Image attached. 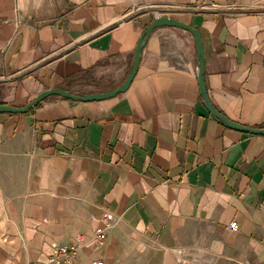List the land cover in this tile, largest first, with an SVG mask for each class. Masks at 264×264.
Here are the masks:
<instances>
[{"label": "crops", "instance_id": "1", "mask_svg": "<svg viewBox=\"0 0 264 264\" xmlns=\"http://www.w3.org/2000/svg\"><path fill=\"white\" fill-rule=\"evenodd\" d=\"M155 15L198 29L215 109L264 128V0H0V103L116 87ZM196 69L190 33L162 25L122 92L0 112V205L21 209L9 264L76 242L70 264H264V134L210 115Z\"/></svg>", "mask_w": 264, "mask_h": 264}, {"label": "water", "instance_id": "2", "mask_svg": "<svg viewBox=\"0 0 264 264\" xmlns=\"http://www.w3.org/2000/svg\"><path fill=\"white\" fill-rule=\"evenodd\" d=\"M162 25L178 27L190 33L195 47V58H196V68H197L196 79H197L198 91L202 103L205 109L208 111V113L226 127L237 129L244 132L254 133V134H264V128L248 127L236 121H232L215 109V107L209 101L203 81V52H202L201 37L198 29L189 25L188 23H185L176 18L169 17L166 15L154 16L153 19L141 30L134 46L130 69L127 75L125 76V78L122 80V82L116 87L102 92H91V93H77L59 87H51L39 91L32 99L19 106L0 103V112L24 113L29 108L34 107L44 97L49 95H57L63 98H68L73 100L90 101V100H100L103 98H108L119 92H122L129 85L136 72L139 62V56L147 37L155 27Z\"/></svg>", "mask_w": 264, "mask_h": 264}, {"label": "built area", "instance_id": "3", "mask_svg": "<svg viewBox=\"0 0 264 264\" xmlns=\"http://www.w3.org/2000/svg\"><path fill=\"white\" fill-rule=\"evenodd\" d=\"M156 16V15H155ZM101 226L94 229V239L96 243L100 244L104 241L106 230L112 225V220L104 215L99 217ZM235 225V221H231L229 223L230 227ZM79 244L70 243V244H62L56 245L52 248L51 252L44 258L43 260L36 261L34 264H70L73 260L75 252ZM94 264H102L101 260L93 261Z\"/></svg>", "mask_w": 264, "mask_h": 264}, {"label": "rangeland", "instance_id": "4", "mask_svg": "<svg viewBox=\"0 0 264 264\" xmlns=\"http://www.w3.org/2000/svg\"><path fill=\"white\" fill-rule=\"evenodd\" d=\"M20 213V205H0V264H9L11 261L10 258L3 257L2 252L6 249V244L12 247L15 243L4 241V237L18 225Z\"/></svg>", "mask_w": 264, "mask_h": 264}, {"label": "trees", "instance_id": "5", "mask_svg": "<svg viewBox=\"0 0 264 264\" xmlns=\"http://www.w3.org/2000/svg\"><path fill=\"white\" fill-rule=\"evenodd\" d=\"M82 73H83L82 75H88V70H83ZM67 90H69V88H67ZM31 109L32 108H29L26 112H29Z\"/></svg>", "mask_w": 264, "mask_h": 264}]
</instances>
